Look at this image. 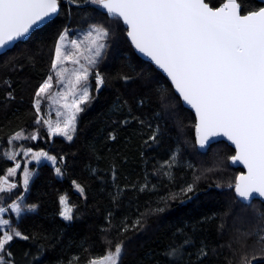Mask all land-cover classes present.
Masks as SVG:
<instances>
[{
	"label": "trees",
	"instance_id": "1",
	"mask_svg": "<svg viewBox=\"0 0 264 264\" xmlns=\"http://www.w3.org/2000/svg\"><path fill=\"white\" fill-rule=\"evenodd\" d=\"M223 1L205 0L210 6ZM237 2L242 5L241 14L262 6L256 0ZM90 23L103 24L112 32L97 69L105 75L106 85L97 93L93 72L90 82L94 98L79 114L72 141L62 136L49 137L43 121L36 123V90L49 75L59 34L65 28L85 29ZM121 74L133 79L125 83ZM168 85L154 66L134 52L121 20L110 18L98 6L84 5L83 0L79 6L60 0L58 15L34 30L26 41L0 54V176L17 184L18 190H12L8 204L24 193V204L37 205L18 224L25 234L36 238H17L11 244L20 264H24L25 251L38 256V264H77L74 258L79 264H87L91 257L105 254L109 240L113 249L116 243L127 240L120 264H170L165 253L174 240L182 242L181 232L193 241V246H186L193 261L203 242L208 252L203 264H237L244 252L252 264H264L261 245L252 238L246 248L237 242L241 232L252 230L257 213H264V205L258 200L247 205L235 197V177L241 169L231 167L226 159L234 153L230 146L217 142L204 153L198 151L192 112L181 101L172 100L167 108L158 104L156 89ZM141 98L144 105L139 103ZM156 111L161 113L158 119L153 118ZM132 117L145 123L141 125ZM125 120L129 123H123ZM157 125L160 135L153 143L149 137ZM17 132L26 137L15 141L14 146L66 157V163L57 165L63 175H57L51 162L42 160L30 165L33 175L29 190L25 191L19 173L8 177L7 170L14 161L4 151ZM33 134L37 139H31ZM174 154L176 163L171 176L158 174L156 170ZM197 176L200 178L195 181ZM73 180L85 188V195L75 188ZM193 181L195 194H187L191 196L187 199L180 189ZM145 183L147 189L140 191ZM229 184L233 187L229 188ZM172 193L175 199H168L167 204L160 202L161 197ZM61 196L67 197L75 212L71 222L59 215ZM157 206L165 211H150ZM141 213L145 215L140 230L119 234L125 217L131 225ZM12 217L16 227L15 215Z\"/></svg>",
	"mask_w": 264,
	"mask_h": 264
},
{
	"label": "snow or ice",
	"instance_id": "2",
	"mask_svg": "<svg viewBox=\"0 0 264 264\" xmlns=\"http://www.w3.org/2000/svg\"><path fill=\"white\" fill-rule=\"evenodd\" d=\"M70 2L80 5V0ZM83 4L98 6L105 9L110 18L122 20L134 48L163 70L171 83L156 89L157 102L163 108H167L172 100L191 106L195 112L196 144L200 149L210 146L217 136L226 137L234 145L235 153L226 159L233 164L239 162L247 169L235 177L236 197L249 204L254 194L264 198V6L241 14L242 5L237 0H225L219 6H210L205 0H83ZM59 9L60 0H0V48L26 37L31 29L58 15ZM111 35V29L98 23H90L72 38L68 28L59 34L49 75L37 88L33 104L38 125L41 123V99L47 98L58 106L56 122L43 121L49 137L62 136L67 141L73 140L78 116L94 98L90 82L93 72L96 92L106 85L105 75L97 69ZM120 78L125 83L133 79L127 74H121ZM156 83L159 84V80ZM54 87L57 91L52 93ZM139 103L144 105V98ZM160 115V111H156L153 118L158 119ZM132 119L139 120L138 117ZM139 123L143 125L145 121L139 120ZM159 135L157 125L149 139L155 143ZM20 136L21 133L17 132L9 139V144ZM111 138L115 139L114 136ZM31 139H37V135L33 134ZM24 154H31L37 162H51L57 175H63L57 165L66 163V157L57 158L43 149L33 152L31 148H27ZM8 159L15 160V153L8 154ZM175 163L174 154L156 171L171 176L170 170ZM20 166L17 163L14 168H9L8 177L13 176ZM188 167L193 165L189 163ZM32 175L25 164L22 180L25 191L29 190ZM199 178L197 176L195 181ZM195 181L180 189L187 199H191L187 194H195ZM72 183L81 195L86 194L85 188L77 181ZM14 189L18 190L16 183L0 176V229H3L0 233V264H20L11 251L12 242L17 238L23 241L36 238L25 234L18 224L24 214L34 212L37 205L24 204V193L8 204ZM146 189L147 183L139 190ZM120 191L117 190L118 195ZM175 198L176 194L172 193L169 197H161L160 202L167 204L168 199ZM113 200L115 202L116 197ZM60 204L59 215L65 221H73L75 212L66 196L60 197ZM150 211L162 213L165 208L157 206ZM4 214L8 218H4ZM144 215L141 213L131 225L125 217L119 234L140 230ZM108 216L112 217V213L109 212ZM181 235L184 237L182 242L174 240L165 253L170 264H203L208 256L206 245L201 242L193 261V254L186 249V246H193V241L182 232ZM249 238L264 250V213H257L252 230L241 232L237 242L246 248ZM126 243L127 240H121L113 249L109 240L105 254L91 257L87 264H120ZM23 256L24 264L39 262V257H33L30 251H25ZM74 259L79 264L78 258ZM237 264H252L247 252L241 254Z\"/></svg>",
	"mask_w": 264,
	"mask_h": 264
},
{
	"label": "rangeland",
	"instance_id": "3",
	"mask_svg": "<svg viewBox=\"0 0 264 264\" xmlns=\"http://www.w3.org/2000/svg\"><path fill=\"white\" fill-rule=\"evenodd\" d=\"M87 28V27H86ZM85 28V29H86ZM69 29V28H68ZM84 28H80V29H76V30H73V29H69L70 30V33H71V36L70 38L72 37H75L76 33L83 30ZM55 51V50H54ZM69 67H71V65H68ZM57 91L56 87H54L52 89V93H55ZM56 107H58L57 105H55L54 103H51L47 98H43L41 99V120L44 121V120H51L53 122V124L56 122L57 120V116H56ZM46 126V125H45ZM47 128V126H46ZM48 130V129H47ZM15 137V136H14ZM26 137V135H22L20 136L19 139H14L13 142L6 148V150L4 151V154L5 156L8 158V154H11V153H15V157L16 159L15 160H12L14 161V165L12 168H14L16 166L17 163H19L21 166L19 168L16 169V173L13 175V177L16 176L17 173H19L20 175V181L22 183V180H23V172H24V165L27 164L28 168L30 169V165L32 163H38L37 161L33 160L31 158V154L25 156L24 152L27 148H22L20 147L19 145L17 146H14V142L15 141H20L21 139H24ZM13 138V137H12ZM16 143V142H15ZM33 152H36V151H33ZM42 161V160H41ZM6 177V176H4ZM9 181V180H8ZM10 183H13L12 181H9ZM23 184V183H22ZM16 200V199H15ZM11 203V202H10ZM9 203V204H10ZM6 215L7 214H4V218H6ZM3 230V229H2Z\"/></svg>",
	"mask_w": 264,
	"mask_h": 264
},
{
	"label": "water",
	"instance_id": "4",
	"mask_svg": "<svg viewBox=\"0 0 264 264\" xmlns=\"http://www.w3.org/2000/svg\"><path fill=\"white\" fill-rule=\"evenodd\" d=\"M256 1L259 2L260 4H262V6H264V0H256ZM223 2H225V0H224ZM223 2H222V3H223ZM205 3H206V2H205ZM218 6H219V5H218ZM101 10H102L103 13H105L106 15H108V14H107V11H106L105 9H102V8H101ZM55 16H56V15L52 16L50 19H46L45 22H44L43 24H40L38 27H34L33 29H31L30 32H29V34H28L26 37L21 38V39L15 41L14 43H10V44L8 45V47H6V48H0V54L4 53L5 51H7V50H9V49H11V48H13V46H14L15 44H17L18 42L26 41V40L29 38V36L31 35V33H32L34 30H36V29L42 27V26L45 25L47 22L51 21ZM121 22H122V20H121ZM122 24H123V22H122ZM123 26L126 28V32H127V27H126V25L123 24ZM126 38H127V40L129 41V43H130L131 47L133 48L134 52H135V53H136L141 59H143V60L149 62L152 66H154V67H155V68H156V69H157V70H158V71H159V72H160V73H161V74H162V75L168 80L167 75L163 72V70L159 69V68H158V67H157V66H156V65L150 60V58L144 56L142 53H139L138 50H136V49L134 48V46L131 44V41H130V39L127 37V35H126ZM168 82L171 83L170 80H168ZM181 104L183 105V107H185V108H187L188 110H190V111L192 112V114L194 115V118H195V112H194V110L191 108V106H190V105H187V104H185V103H183V101H181ZM193 135H194V140H195L196 148H197V150L200 151V152H203V153L206 152V151L208 150V148H209L212 144H214V143H217V142H224V143H226L228 146H230V147L234 150V153H235L234 145H232L231 142L228 141L227 138L224 137V136H217V137H215V138L213 139V142L210 144V146H208L206 149H200V148H199V145L196 144L195 125H194ZM234 153H233V154H234ZM228 163H229V165H230L231 167H233V168L241 169V172H246V171H247V169H245L244 166H243L242 164H240L239 162H237L236 164H233V163L229 160ZM241 172H240V173H241ZM240 173H238V175H239ZM234 184H235V183H234ZM233 192H234V195H235V197H236V194H235V190H234V188H233ZM236 198H237V197H236ZM237 199L239 200V198H237ZM254 200H258V201H260V202L264 205V198H260L257 194H254V195H253V198H252L251 202L254 201ZM239 201L242 202V203H244V204H247V205L249 204L248 202H245V201H241V200H239Z\"/></svg>",
	"mask_w": 264,
	"mask_h": 264
}]
</instances>
